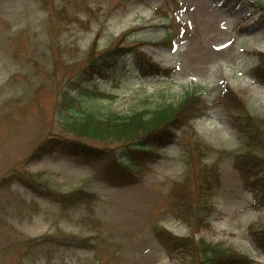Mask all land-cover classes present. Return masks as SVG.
<instances>
[{"label":"rangeland","instance_id":"374dc122","mask_svg":"<svg viewBox=\"0 0 264 264\" xmlns=\"http://www.w3.org/2000/svg\"><path fill=\"white\" fill-rule=\"evenodd\" d=\"M257 15L246 0H0V264L198 263L195 243L169 253L156 228L264 264L252 240L253 229L264 228V198L245 184L233 157L250 146L246 117L264 119V54L256 53L264 51V23ZM165 30L175 36L173 47ZM117 45L124 50L114 52L106 77L84 80L91 58ZM143 56L166 72L149 75ZM67 89L75 94L72 105L64 100ZM187 91L199 97L185 124L158 159L136 169L135 183L105 180L128 143L62 128L68 106L107 118L180 102ZM55 133L104 155L82 148L37 154ZM145 150L130 145L128 156L141 164ZM13 170L32 172L63 193H94L57 200L4 182ZM204 176L213 177L209 196L196 189ZM58 229L80 240L28 241Z\"/></svg>","mask_w":264,"mask_h":264},{"label":"trees","instance_id":"16d2710c","mask_svg":"<svg viewBox=\"0 0 264 264\" xmlns=\"http://www.w3.org/2000/svg\"><path fill=\"white\" fill-rule=\"evenodd\" d=\"M248 2L257 8V10L261 9V5L262 7L264 6L263 1L248 0ZM259 19L264 21V8L260 10ZM114 54L113 51L108 49V51L104 53L93 56L88 65L83 69L82 73L84 75V80L95 82L97 77H104L115 61L113 60ZM140 54L146 56L142 52H140ZM151 65L154 66L155 64ZM154 71L155 69L151 70V72ZM259 75L264 78V69ZM68 91V89L63 91L64 100L68 101V105H72V97H75V94L71 92V94L67 96ZM185 94V97L182 98L180 102H166L148 112L146 109L120 116L112 114L108 115L107 118H102L95 114V112L86 109L73 112L71 109L72 107L68 106L67 109L70 113L62 116L63 123H67L68 125L65 126L62 124V128L66 131L67 129L74 130L76 135L80 134L93 139L114 137L128 143L121 151L122 153L126 151L124 153L125 157L122 160L123 162L117 161L113 163L112 169L107 170L109 175L106 176V180L116 185L131 183L136 180L134 169L143 165L148 159L156 158L158 156L156 148L159 145L166 144L173 140L177 130L185 124L183 120L186 118V110L192 107V103H195V99L199 97V95H196V92L187 91ZM194 116L195 115H189L186 123L191 122ZM244 131L246 133V139H248L247 143L250 144V146L247 150L246 147H248V145L245 144L244 148L240 149L242 151L237 150L234 152L233 157L235 166L243 177L245 184L256 190V196L260 193L261 197L264 198V119L255 120L247 116L245 119ZM130 145L136 148H146L145 153L142 154L143 161L141 164L135 163L134 159L128 156ZM80 148L84 149L87 154H100V157L104 155L101 153V150L97 152V148L95 149L94 146L83 143V140L67 138L60 133L49 135L44 143L38 147L37 154H40V152L44 154L51 153L56 149L66 153L80 152ZM187 151L189 153V149H187ZM125 160L127 161L125 162ZM191 161L192 154L189 153L186 160L188 166ZM210 167L211 165L207 166V168ZM113 172L115 173L114 175L112 174ZM9 179L13 180V182L18 180L33 191L54 199L62 195H67L74 196L76 200L77 197H92L94 193L84 188H77L66 193L60 192L51 188L46 179H42L41 182L38 180L41 178H37L35 174L27 170L21 172L13 170L9 177H3L4 182H7ZM211 181H213L212 176H204L199 185H196V189L201 190L202 196L209 193L213 188L212 184H210ZM206 187L208 188L206 189ZM207 195L209 196V194ZM160 229L161 230L156 228L155 232L158 239L169 252L176 249L182 252L180 248L185 247V250H187L191 247L190 245L187 247L188 244L195 243V248L193 249H195L198 255L196 259L198 263L195 264H251L253 261L250 256L236 249L220 244L207 243L204 239L195 240L193 236H178L165 228ZM252 237L256 246L264 249V228L253 229ZM69 238H72L74 243L80 240L78 236L64 235L61 233L60 229H58L53 233H47L39 237H28V241H33L36 244L47 243L48 245H52L56 242L66 243ZM81 240H83V238ZM89 243L91 242H87L86 244ZM194 257L196 258L195 255Z\"/></svg>","mask_w":264,"mask_h":264}]
</instances>
